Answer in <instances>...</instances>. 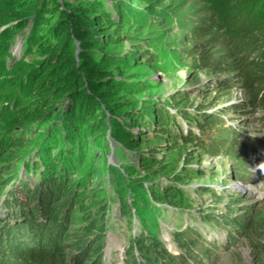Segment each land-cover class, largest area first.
I'll return each instance as SVG.
<instances>
[{
	"label": "trees",
	"instance_id": "trees-1",
	"mask_svg": "<svg viewBox=\"0 0 264 264\" xmlns=\"http://www.w3.org/2000/svg\"><path fill=\"white\" fill-rule=\"evenodd\" d=\"M4 1L3 5L9 7L10 3ZM36 1L37 6L25 5L35 7L34 12L47 3L57 5L56 13L49 12L48 24L58 41L52 50L59 55L54 56L56 60H65L66 69L73 66L85 73L90 60L104 56L100 51L103 48L96 43H93V52L79 54L78 63L70 54L72 39L80 42L83 36L79 32L80 17L93 13L88 15L94 26L91 27L93 33H90L93 42L102 32L113 33L115 40L111 44L120 43L118 46H122L125 39L135 47L128 48L127 65L144 62L169 77L179 70L195 68L203 61L216 73L218 70L237 75L242 72L244 85L250 90L248 103L253 109L262 111L261 125L264 127V0H254L258 10L256 15L232 18L230 24L224 23L228 24L227 28H221L217 38L204 41L197 37L200 31L205 30L204 35H207L211 30L209 19L188 26L187 18L171 16L158 6L139 8L143 0H134L133 7L130 2L122 0H62L61 8L55 0ZM211 1L214 0L204 2ZM241 1L229 0L235 9L242 5ZM212 10L219 13L218 19H224L220 6H213ZM189 20L192 21V17ZM25 24L23 22L22 27ZM35 26L38 24L33 23ZM122 30L127 32L118 34ZM176 32L181 34L182 42L190 44V49H176L173 44L162 41L163 37ZM28 41L26 52L31 47L29 37ZM217 48L220 50L218 56L210 55ZM16 64L7 68L3 61L0 68V81H8L11 94L10 98L3 97V104L0 103V264H11L13 260L17 263L103 264L107 204L103 193L99 194L98 186L89 180L94 170L91 157L85 152L88 130L81 123L82 118L86 122L89 112L93 113L94 101L90 97L74 100V108L79 113L72 110L71 113L54 114L62 116L56 128L51 124L36 134L40 123L37 125V119L32 118L34 115L24 113L19 105L39 90ZM5 71L11 74L7 75L8 78ZM65 71L61 69L59 73H53L61 79L50 78L51 89L62 90L68 76V73L64 75ZM75 72L69 73L73 76L72 82L76 80ZM45 73L43 69L35 79L43 78ZM137 74L140 73L125 74V77H135L127 85L137 90L144 83L143 87L147 89L150 81L141 80ZM209 81L213 91L206 103L202 101L194 105L188 101V93L176 92L165 98L149 97L142 103L143 113L139 117L130 115V119L147 128L145 135L148 137L140 143L146 142L145 148L149 151L147 156H141L145 159L143 168L149 172L150 178L111 177V198L117 203L123 221L128 226L133 221L139 229L127 237L122 264H216L221 260L222 251L228 249L246 229L243 217L239 214L233 216L234 209L226 205L229 197L215 195L208 187L197 190L200 194H209L213 202H222L220 205L226 214L221 216L212 212L218 205L204 206L199 199L191 198L186 189L185 183L203 176L200 170L191 176L184 172L188 171L187 165L192 161L193 149L218 150L222 155L232 156L236 171L242 176L247 174L248 167L252 168V162H264V131L259 137H252L250 131L246 133L241 126L229 122L227 115L238 110L217 104L228 87V80L212 78ZM96 88L92 87L94 92ZM137 92L131 94L140 96L141 92ZM204 104L208 107L200 108ZM124 139L123 143L127 144L129 140ZM167 149L173 153L174 160L183 161L181 171H172L169 163L156 157ZM86 162L90 163L89 168L84 165ZM79 171H85L86 175L72 180L71 173L79 174ZM158 177L165 178V181L157 184ZM193 202H196L195 207ZM159 204L180 212L195 211L190 215L196 226L187 224L183 230L171 232L174 250H169L160 238ZM255 221L262 232L256 237L254 247L264 255V213L257 215ZM201 224L210 225L215 234L203 236L197 227ZM70 226L74 227L70 229ZM193 234L195 238L192 239L190 235ZM66 250L72 253L67 255Z\"/></svg>",
	"mask_w": 264,
	"mask_h": 264
},
{
	"label": "rangeland",
	"instance_id": "rangeland-1",
	"mask_svg": "<svg viewBox=\"0 0 264 264\" xmlns=\"http://www.w3.org/2000/svg\"><path fill=\"white\" fill-rule=\"evenodd\" d=\"M6 1L10 3L9 7L3 5L2 2H5L4 0H0V68L3 61H5V67L7 66V68L12 67L16 63V65L19 64L18 69H23L26 77L28 75L30 80L34 81L35 88H38V92L25 98L23 102L18 99L21 103L19 107L22 111L24 113H32L34 115L32 118L37 119L36 124L39 125L40 123L41 126L36 134H40L41 128L51 126V124H55L54 127L56 128L57 124H59L58 119L62 118V116H53L54 114L71 113L72 110L75 114L79 113L74 108V100L90 97L94 101L93 113L90 114L89 112L86 117L84 113L83 116L86 118V122L82 118L81 123L88 130L85 152L91 157V166H93L94 170L90 176L88 174L89 180L93 182L94 186H98L97 190L99 194L103 193L107 204V231L103 264H122L126 251L127 237L132 236L136 230H139L133 221L132 223L130 222V226L123 221L117 203L111 198V177L118 175L117 178H119V175H121L125 179L136 178L138 180L150 178L149 172L143 168L145 159L141 156H147L149 151L145 148L146 142L143 145L140 143L148 137L145 135L147 128L137 122V120L133 121L130 119V115L136 114L139 117L143 113L141 110L142 103L147 98H165L170 94L182 92L189 94L188 101L194 105L196 103L201 104L202 101L206 103L209 100L206 99L212 95L213 91L211 86H209V80L212 78L220 81L228 80V87L222 94V98L218 100V106L224 107L228 105L238 110V112H232L228 114L229 116L227 115L230 119L229 122L239 127L241 126L240 129L246 130V133L250 131L252 137L262 135L264 131V127L261 125L262 111L258 108L253 109L249 105L250 90L244 85L242 72L237 75V73L231 74V72L226 71L221 73L218 70L216 73L211 71L210 66L203 61L195 68L179 70L174 74L175 76L169 77L164 73L149 68L144 62L136 61L138 64L127 65L125 57L129 56L127 54L128 48L134 49L135 47L131 46L129 41L125 39L122 40V43L124 42L122 46H118L120 43H116L118 45L111 44L115 38L113 33L109 32V34L102 32L99 36L94 35L96 40L93 42L90 38V33H93L91 27L94 26H92L88 17V15L93 13L84 14L80 17L79 32L83 36L80 38V42L72 37L73 48L70 54L75 63H78L79 54L93 52L92 46L93 43H96L98 44L97 46L103 48L100 51L103 53L101 55L104 56L102 59L100 58L101 56H96L94 60H90L86 66L85 73L75 70L73 66L66 69L64 59L56 60L59 54H54L52 46L58 41L55 38L56 34L53 36V30L49 29L50 24H48L51 19L49 12L53 11L56 13L57 10L55 8L57 5L51 6L47 3L44 7H38L37 11L34 12L32 9L35 7H26L25 4L29 3L28 5L37 6L38 2L36 0ZM55 1L58 3V7L61 8L62 0ZM122 1L124 3L130 2L132 7L133 3H135L134 0ZM204 1L143 0L139 4V8L141 6H149V8L158 6L171 16L181 17V19L187 18L185 22H187L188 26L199 25V21L209 19L211 30L207 35H204L205 30L200 31L197 37L202 39V41L217 38L221 28L223 30L226 29L232 18L243 17L248 14L256 15L258 13L257 8L254 6V0H242V5H239L238 9H235L229 0H214L211 3ZM217 5L218 7L220 6L224 19H218L219 13H215L212 10L213 6ZM191 17L192 21L189 20ZM226 21L228 24H224ZM23 22L26 23L25 27H22ZM33 23L38 24V26L34 28ZM126 32L127 30H122L118 34H125ZM176 33L163 37L162 41L173 44L176 49H190V44L182 42L181 34ZM28 37L30 38L31 47L26 52ZM27 47H29V41ZM219 51V48L214 49L210 55L216 57ZM96 55H99V53ZM123 59V65H120ZM43 69L46 72L44 77L36 80L35 78ZM61 69L66 70L64 75L68 73L66 83L62 86L61 91H58L59 88L51 89L48 80L52 77L61 79L58 74H53L59 73ZM73 71H76L74 74V79L76 80L74 82H72L73 76H71ZM134 71L140 73L137 75L142 77L141 80L148 79L150 81L147 89L143 87L144 83L141 84L143 86H140L142 88L137 90L133 86L127 85L128 81L130 79L134 80L135 77H125V74ZM70 72L72 74H69ZM88 74L91 75L88 76ZM7 75L10 76L11 74L6 72V77ZM226 75L228 76L226 77ZM92 87L98 88L94 92ZM9 91L8 81H0L1 104L4 101L3 97H11ZM137 91L141 92L140 96L131 94V92L138 93ZM73 94L79 97H74ZM5 102L7 104L8 101ZM204 107L208 106L205 104L200 106L202 109ZM87 122L93 125H88ZM183 123L181 122V126H184ZM124 138L129 140L127 144L123 143L125 141ZM192 154V161L187 165L188 171L184 172L191 176L196 175L194 174L195 171L200 170L203 176L195 178L190 183H185L190 197L199 199L204 206L218 205L215 208L216 210L212 212L223 216L226 213L223 210V205H220L222 202H213L209 194L204 195L197 191L200 187L211 188L215 195L229 197V200L227 199L228 201L225 203L234 209L233 216L239 214L246 221L244 233L233 241L228 249L222 251L221 260L216 264H264V255L258 253L254 247L256 237L260 236L262 232L257 227L255 219L257 215L264 213V162H254L257 164L255 167L251 161L252 168L248 167L247 174L242 176L237 173L235 162L230 155H222L218 150L211 152L210 150L202 151L198 148L193 149ZM156 157L169 163L172 166V171L182 170L183 161L174 160L173 153L170 150H164ZM89 164L88 162L84 163L86 168H89ZM85 175V171H79V174L78 172L77 174L75 172L71 173L70 177L76 181ZM244 178L246 179L244 180ZM156 181L157 184H160L165 181V178L158 177ZM195 204L196 202H193L194 207ZM158 210H161L160 219L158 218L161 224L160 238L168 249L174 250V245L170 241L171 232L183 230L187 224L191 227L196 226L190 215V213L194 215L195 211L189 212L192 209H187L180 212L165 204H159ZM75 217L78 216L75 214ZM78 225L79 222L76 223V227ZM73 227L70 226V229ZM197 227H199L200 232L205 237L209 234H215V230L210 225L201 224V226L197 225ZM190 238H195V234L190 235ZM65 253L68 255L72 251L66 250ZM17 264L46 263L23 262Z\"/></svg>",
	"mask_w": 264,
	"mask_h": 264
},
{
	"label": "clouds",
	"instance_id": "clouds-1",
	"mask_svg": "<svg viewBox=\"0 0 264 264\" xmlns=\"http://www.w3.org/2000/svg\"><path fill=\"white\" fill-rule=\"evenodd\" d=\"M11 264H17V262L13 260V261L11 262Z\"/></svg>",
	"mask_w": 264,
	"mask_h": 264
}]
</instances>
